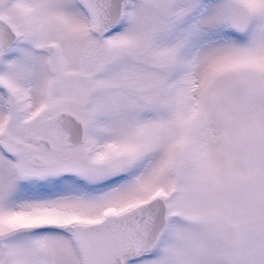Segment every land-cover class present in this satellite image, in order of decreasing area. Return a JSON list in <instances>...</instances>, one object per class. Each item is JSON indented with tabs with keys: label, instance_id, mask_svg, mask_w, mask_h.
<instances>
[{
	"label": "snow or ice",
	"instance_id": "snow-or-ice-1",
	"mask_svg": "<svg viewBox=\"0 0 264 264\" xmlns=\"http://www.w3.org/2000/svg\"><path fill=\"white\" fill-rule=\"evenodd\" d=\"M0 264H264V0H0Z\"/></svg>",
	"mask_w": 264,
	"mask_h": 264
}]
</instances>
